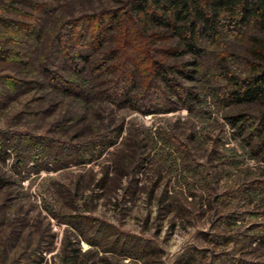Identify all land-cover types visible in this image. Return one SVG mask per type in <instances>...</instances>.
Here are the masks:
<instances>
[{
	"label": "rangeland",
	"instance_id": "1",
	"mask_svg": "<svg viewBox=\"0 0 264 264\" xmlns=\"http://www.w3.org/2000/svg\"><path fill=\"white\" fill-rule=\"evenodd\" d=\"M45 1L52 7L51 14L39 13L45 30L67 31L66 20L84 25L92 96L22 85L0 97V264H65L72 247L77 264H264V146L254 121L240 128L228 120L236 108L222 97L224 78L178 76L194 94L184 103L179 89L171 92L173 101L165 104L176 108L110 101L106 87L130 55L139 64L131 96L147 87L152 69L138 52L145 41L132 34L124 43L114 29L104 32L101 45L93 37V15L115 7L111 0ZM5 4L0 1V74L18 75L22 60L3 48L20 47L26 61L48 39L36 38L38 9L24 6L20 14ZM32 28L33 40L25 37ZM111 47H117L113 59L106 58ZM65 52L66 42L60 55ZM228 58L233 68L245 65ZM159 90L162 99L153 101L163 102L167 90ZM43 93L50 96L39 103ZM44 107L50 110L36 115ZM60 118L66 124H52ZM120 123L112 135L109 129ZM107 134L113 138L102 147ZM32 254L38 263L30 262L37 258Z\"/></svg>",
	"mask_w": 264,
	"mask_h": 264
},
{
	"label": "trees",
	"instance_id": "2",
	"mask_svg": "<svg viewBox=\"0 0 264 264\" xmlns=\"http://www.w3.org/2000/svg\"><path fill=\"white\" fill-rule=\"evenodd\" d=\"M0 1L6 3V8H15L20 14L27 12L24 6L38 9V14H35L34 17L38 21L35 24L36 27L41 26L40 32L35 34L36 30L32 28L27 31L25 37H32L33 40L34 33L37 39L44 36H47L48 39V44L42 47L43 49L39 48L36 54L31 55L26 49L29 55L26 61H24L27 58L25 50H21L20 47L3 48L7 53L10 52L22 60V64H24L22 66L25 68L18 70V75L0 74V97L6 95L8 88L16 89L22 85H33V88L36 89L50 88L51 92L52 90L58 92L62 97L84 100L92 96L89 85L91 79L86 78L84 74L85 67L90 60L89 55H84L83 49L91 42L84 41V25L81 26L80 23L66 20L63 22L66 27H71L70 29L65 31L66 28L61 27L51 32L52 30H45V25H43L45 20L39 14L44 12L51 14L50 3L48 4L45 0L41 2L40 0ZM111 1L117 5L104 7L105 9L94 13L97 30L93 37H99L100 45L105 40L104 32L112 29L123 35L124 43L130 41L128 39L132 34L134 37L137 35L142 37L145 46L141 47L138 52H145V58L149 61L152 69V76L148 79L147 87L143 91H140L138 95L131 96V90L138 86L136 79L139 64L137 58L134 59L135 57L130 55L123 62L124 65L119 69L117 76L110 79V85L105 81L108 84L106 87V90L109 91L107 93L108 100L133 103L135 106L137 104L134 103L135 100L139 99L140 105L137 104L139 108L153 110L155 109L153 105L172 103L171 92L179 89L181 102L187 103L194 93L192 87L184 86L178 82V76L192 80L199 74L202 76L221 75L225 80L222 97H228L227 103L236 108V111L227 115L228 120L240 128L243 127L244 121L248 119L254 121L255 127L251 124L252 128L254 127L255 136L264 146V0ZM3 18L4 16L0 15V22H4ZM6 19L8 18L6 17ZM70 23L72 24L70 25ZM70 38H74V40L70 41ZM9 40L16 41L14 38L7 39V41ZM65 42L68 52L61 56L62 44ZM231 46L233 49L229 48ZM110 50L106 58L113 59L116 56L111 54H115L117 47H111ZM138 52L135 53L136 57ZM228 53L232 57L243 60L245 63L243 68H233L228 63L230 61ZM2 56L4 57L3 54ZM185 56H188L187 59L180 61V58ZM60 57H62V60L59 59L60 63L63 62L62 67L57 66L60 65L57 60ZM169 57L180 60L178 63H171L168 60ZM208 57L214 58V61L210 62L212 65L208 63L204 66ZM30 59L33 60V63L29 61ZM78 59H81L82 63H79ZM203 63L205 64L203 65ZM188 65L194 67L187 68ZM160 87L167 90L165 93L167 99L165 98L163 102L153 101L156 96L160 97ZM49 94L39 95L37 101L42 103L46 96H50ZM165 102L167 103L165 104ZM168 105H166L167 109L178 106ZM45 107L38 109L36 115L41 114L40 117H43V113L50 110V107ZM58 120L55 119L51 122L52 124L59 122V125L66 124L65 119ZM121 124L113 130L109 129L112 135L120 131ZM107 136L109 135L107 134ZM112 138L105 137L100 143L101 146L109 145ZM22 156H25L24 153ZM68 252L69 254H66L63 259L64 263L77 264L78 249L68 248ZM33 256L39 258L37 254H32L31 258ZM37 258L33 257L30 262L38 263L40 258Z\"/></svg>",
	"mask_w": 264,
	"mask_h": 264
}]
</instances>
